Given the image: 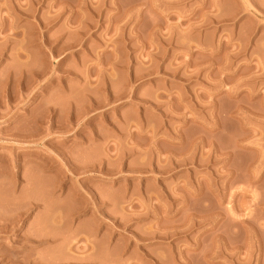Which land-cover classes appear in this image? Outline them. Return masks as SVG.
<instances>
[{
	"label": "rangeland",
	"instance_id": "1",
	"mask_svg": "<svg viewBox=\"0 0 264 264\" xmlns=\"http://www.w3.org/2000/svg\"><path fill=\"white\" fill-rule=\"evenodd\" d=\"M0 264H264V0H0Z\"/></svg>",
	"mask_w": 264,
	"mask_h": 264
},
{
	"label": "bare ground",
	"instance_id": "2",
	"mask_svg": "<svg viewBox=\"0 0 264 264\" xmlns=\"http://www.w3.org/2000/svg\"><path fill=\"white\" fill-rule=\"evenodd\" d=\"M113 97H115V96H113ZM112 98V97H111ZM45 164V163H44ZM80 209V208H79ZM57 221V220H56ZM58 223V222H57ZM95 246V245H94ZM34 259V258H33Z\"/></svg>",
	"mask_w": 264,
	"mask_h": 264
}]
</instances>
